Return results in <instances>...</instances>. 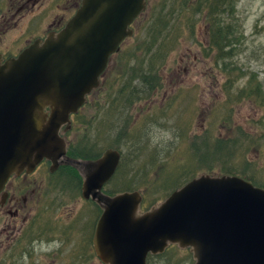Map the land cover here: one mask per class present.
Wrapping results in <instances>:
<instances>
[{
	"label": "water",
	"instance_id": "1",
	"mask_svg": "<svg viewBox=\"0 0 264 264\" xmlns=\"http://www.w3.org/2000/svg\"><path fill=\"white\" fill-rule=\"evenodd\" d=\"M146 0H82L59 33L0 61V191L12 174L42 160H65L83 179L82 197L101 209L93 245L105 264H145L169 245L189 249L195 264H264V189L237 176L202 174L140 213L138 191L101 190L120 153L95 160L66 156L70 127Z\"/></svg>",
	"mask_w": 264,
	"mask_h": 264
},
{
	"label": "rangeland",
	"instance_id": "2",
	"mask_svg": "<svg viewBox=\"0 0 264 264\" xmlns=\"http://www.w3.org/2000/svg\"><path fill=\"white\" fill-rule=\"evenodd\" d=\"M160 1L150 0L144 13L134 21L133 36L111 56L103 75L102 84L109 83L105 96L99 98L103 92H98L88 98L91 103L80 110L82 118L72 124L69 138H78V145L73 141L77 151L93 156L100 155L105 148L126 155L120 173L104 186V193L124 185L145 192L147 199L140 211L152 206L154 200L161 203L170 194L171 189L161 191L165 187L161 179L175 174L181 173V182L190 178V171H195L196 177L209 174V168H219L222 173L234 172L264 186V0H238L235 22L229 14H224L219 25L224 27L220 32L221 43L228 42L224 51L229 54L224 59H218L222 52L209 48L208 20L196 17L193 34L184 33L162 67V87L149 102L142 100L135 109L128 110L124 121H129L131 126L140 113L151 112L155 117L149 121L150 125L128 135L131 127L122 120V102L114 104L112 100L120 84L136 75L137 62L131 60V55L147 46L142 43L144 31ZM232 24L237 25L234 36H230L229 30L226 33V27ZM138 87L141 91L145 89V85ZM250 88L262 92L261 101L246 99ZM94 98L99 100L93 104ZM108 100L114 105L109 106L106 116L103 110ZM150 105L153 109L148 110ZM158 107H168L163 111L166 116L158 114ZM84 118L90 119L91 124L83 125L82 132L76 124ZM154 126L172 132L174 139L163 146H153L150 134ZM215 141L223 143L224 152L223 146H214ZM189 145H193L192 151ZM174 184L170 179L166 185ZM160 195L164 199L159 201ZM85 205L90 215L98 212L96 218L99 217L98 206L90 200ZM67 216L63 208L61 217ZM1 231L0 224V236L5 240ZM146 264H194V260L188 249L172 246L161 255H149Z\"/></svg>",
	"mask_w": 264,
	"mask_h": 264
},
{
	"label": "flooded vegetation",
	"instance_id": "3",
	"mask_svg": "<svg viewBox=\"0 0 264 264\" xmlns=\"http://www.w3.org/2000/svg\"><path fill=\"white\" fill-rule=\"evenodd\" d=\"M81 2L0 0V61L17 58L34 43L59 33ZM151 105L148 110L153 109ZM79 115L71 117L75 123ZM142 115L135 120L144 121ZM71 129L64 126L60 130L66 142V156L97 159L99 155L92 159L78 157L76 148L68 153L74 141L69 138ZM74 143L78 145L79 141ZM82 184L80 173L65 160L42 159L33 170L12 174L0 191L1 233L6 236L5 240L0 236V264H104L93 245L97 212L95 216L89 214L85 205L89 199L82 197ZM63 208L67 218L61 217ZM52 241L59 243L55 250L47 253L34 250V242L39 245Z\"/></svg>",
	"mask_w": 264,
	"mask_h": 264
},
{
	"label": "trees",
	"instance_id": "4",
	"mask_svg": "<svg viewBox=\"0 0 264 264\" xmlns=\"http://www.w3.org/2000/svg\"><path fill=\"white\" fill-rule=\"evenodd\" d=\"M150 0L146 1V7L148 5ZM238 0H161L160 3L157 4V6L154 7L151 18L148 21V25L144 31V39L142 40V43H146L147 46L141 50H138L137 54L133 53L131 55V60H135V63L137 66H135L136 75L132 74V78L127 79L125 82L120 84L119 89L117 90V96L116 98H113V102L118 103L122 102L123 105V111L121 114H124L122 120L124 121L125 118L128 116V110H130L132 107H134L137 104H140V101L149 102L150 98L154 96L156 91H158L162 87L163 77L161 75L162 67L167 60L170 52L174 50L176 46H178V41L180 38L184 37L185 32H189L190 34H193L194 31V24L196 23L197 18L205 17L208 20V44L209 48L213 49L214 47L222 52V54L218 55V59H224L225 55H228V51L225 54V48L228 46V42L221 43L222 36L221 29L224 27H220V23L224 18V14H229L232 18V21L235 22V15H236V5ZM217 16L216 18L214 16ZM226 33H228V30L230 31V36H234L237 30V25L232 24L228 25L226 27ZM235 30V31H233ZM232 44H229L231 46ZM228 53V54H227ZM123 77V75L121 76ZM109 85V83L105 82L103 85H101L100 88H98L96 91H94L93 95L98 92H105L106 87ZM145 85L144 90H139L138 86ZM106 94V93H105ZM94 95V96H95ZM262 98V92H260L257 89H249V92L247 94L246 99H258L261 101ZM99 100V98L93 99V104ZM112 103V102H111ZM110 100L106 102V106H104V115H108L109 106L111 107L114 104H111ZM111 104V105H110ZM121 105V104H120ZM121 105V106H122ZM167 107H161L156 108L158 111V114H161L162 116H166V114L163 112L164 109ZM98 111L95 112L94 117H97ZM82 116V114H81ZM80 115L77 117H81ZM142 117L144 118V121L142 120H134L132 125L130 126L129 121H124L125 125H129L131 127L130 131L128 132V135H131L134 133V131H138L143 128L145 124L150 125L149 121H152L155 115L151 114V112H148L146 114H143ZM82 118V117H81ZM76 121V123H77ZM73 122L75 124V120L73 119ZM80 124H76V127L80 126V128H77L78 130L84 131L85 126H89L91 124L90 119H83V121H79ZM145 123V124H144ZM73 140L79 141L78 138H74ZM214 146L219 147L223 146V151H225V146L220 141H215ZM77 149L76 145L73 143L71 144L70 152H74V149ZM193 148V145H189L188 149ZM214 148V147H213ZM119 151V150H118ZM121 153V152H120ZM78 157L81 158H87L92 159L96 157L95 155H91L89 152H85L82 150L77 151ZM93 156V157H92ZM126 155L121 153V160L120 164L118 166V169L116 171V174L112 179H115L117 174L120 173V169L123 164V160H125ZM198 158V157H197ZM198 167V166H197ZM207 172L210 175H237L234 172H226L222 173L219 168L213 169L209 168L207 169ZM191 176L190 178L184 179L180 182L179 175L181 174H175L172 175L174 177L168 176L163 177L161 179V184L165 186L163 190L161 191H173L174 189L182 186L184 183H186L189 179L195 177V171H190ZM243 177V176H242ZM174 180L175 184L173 186L166 185L169 180ZM246 180L250 181L252 184L260 186L256 183H254L250 178H245ZM180 183L179 185H177ZM177 185V186H176ZM174 187V188H172ZM132 187L130 185H124L123 187L119 189H113L111 190L112 193L124 191V190H130ZM154 189V186H153ZM109 192V193H111ZM157 193L158 191H155ZM142 203L147 199V194L145 192H142ZM158 197V196H157ZM162 197V198H161ZM158 198L162 200L164 199L163 195H160ZM157 200H154L153 203L155 204ZM149 205V203H148Z\"/></svg>",
	"mask_w": 264,
	"mask_h": 264
},
{
	"label": "clouds",
	"instance_id": "5",
	"mask_svg": "<svg viewBox=\"0 0 264 264\" xmlns=\"http://www.w3.org/2000/svg\"><path fill=\"white\" fill-rule=\"evenodd\" d=\"M174 139L172 132L170 131H162L157 127H153L152 132L150 134V142L153 146H163L164 143L168 141H172ZM59 247L58 241H52L51 243L41 242L39 245H36L34 242V250L37 253H47L49 251L55 250Z\"/></svg>",
	"mask_w": 264,
	"mask_h": 264
}]
</instances>
